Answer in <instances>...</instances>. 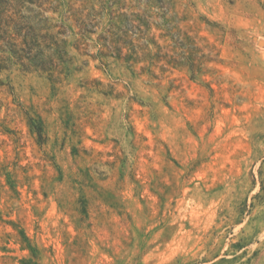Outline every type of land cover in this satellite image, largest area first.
Listing matches in <instances>:
<instances>
[{
	"label": "rangeland",
	"instance_id": "rangeland-1",
	"mask_svg": "<svg viewBox=\"0 0 264 264\" xmlns=\"http://www.w3.org/2000/svg\"><path fill=\"white\" fill-rule=\"evenodd\" d=\"M10 1L0 264H264V0Z\"/></svg>",
	"mask_w": 264,
	"mask_h": 264
},
{
	"label": "trees",
	"instance_id": "trees-1",
	"mask_svg": "<svg viewBox=\"0 0 264 264\" xmlns=\"http://www.w3.org/2000/svg\"><path fill=\"white\" fill-rule=\"evenodd\" d=\"M10 3V0H0V40L4 41L0 48L4 47L6 51L11 52V56L5 60L0 59V68H5L7 66L5 64H19L26 71L31 68L42 69L37 56H30L29 51L26 50L27 47L30 49V44L33 43L30 34L26 32V27L23 26L19 18H14L13 14L7 13L8 6L12 7ZM23 31L24 33H22ZM20 38L21 41H18Z\"/></svg>",
	"mask_w": 264,
	"mask_h": 264
}]
</instances>
